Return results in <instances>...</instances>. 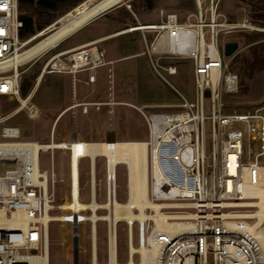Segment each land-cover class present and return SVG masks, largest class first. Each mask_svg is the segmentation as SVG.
Returning a JSON list of instances; mask_svg holds the SVG:
<instances>
[{
  "label": "built area",
  "instance_id": "obj_1",
  "mask_svg": "<svg viewBox=\"0 0 264 264\" xmlns=\"http://www.w3.org/2000/svg\"><path fill=\"white\" fill-rule=\"evenodd\" d=\"M220 1L210 0L204 9L202 0H192L196 8L195 22L190 21L194 13L184 15L178 8H160L161 22L131 28L154 32L155 41H168L165 53L194 61L199 100H189L163 74L162 70L176 74V65H163L162 56L151 58L157 74L178 92L181 101L163 111L147 112L144 107L138 108L149 129L146 141L149 198L161 203L167 223L180 224L162 226L152 217L137 218L133 223L126 219L128 261L138 255V262L144 258L149 264H264V246L259 239V234L264 233V219L254 229L234 223L244 219L252 224L259 219L250 215L259 209L255 202L260 201L259 194L264 192V105L255 112L223 111V94L237 89L238 75L229 70L225 42L220 46L221 33H229L233 27L217 20ZM239 25L242 29H259L247 19ZM22 26L19 0H0V125L23 110L30 119L41 113L35 103H30L32 94L22 96L20 69L42 53L17 66L12 63L17 52L26 49L25 44L33 38H21ZM66 69L55 67V60H51L43 66L38 78L45 72ZM90 81H94L93 75ZM206 97L212 103L210 115L205 113ZM78 104L87 112L90 105L98 109L102 102ZM207 120L212 125L210 154L205 149ZM10 129L16 131L10 132ZM45 143L48 144L45 146ZM85 143L76 136L61 143L25 140L21 139L19 126L1 127L0 217L17 221L21 211H28L33 219L26 229L0 222V264H31L28 259L46 255L49 259V227L42 220L47 212L52 216L49 223L59 219L73 225L74 264H81L79 224L83 221L92 224L90 219L83 218L92 213V208L79 200V159L87 155L92 160L91 154L84 152ZM55 148L71 152L72 200L61 204L55 203V173L49 177L40 165L41 153ZM91 162V199H96V171ZM112 196L117 198V167L112 174L106 160L107 201ZM57 210L63 216L52 215ZM134 210L140 212L139 208ZM145 211L156 213L152 207H146ZM135 224L137 246H144L145 254L130 253V243L135 244ZM108 229L109 257L110 220Z\"/></svg>",
  "mask_w": 264,
  "mask_h": 264
},
{
  "label": "rangeland",
  "instance_id": "obj_2",
  "mask_svg": "<svg viewBox=\"0 0 264 264\" xmlns=\"http://www.w3.org/2000/svg\"><path fill=\"white\" fill-rule=\"evenodd\" d=\"M82 0L78 5L85 2ZM128 0H125L127 2ZM148 3L146 0H138ZM146 1V2H145ZM154 4L163 0H153ZM203 8H207L210 0H202ZM76 5L75 7H77ZM148 5V4H147ZM134 6V5H133ZM75 7L66 13L58 16L54 21L48 23L43 29L25 39L35 37L32 45L41 36L49 32L55 25H59L58 21ZM178 8L184 15L192 14L190 21H197L196 8L192 0H176L172 6ZM218 21H224L232 24V31L229 33H221L220 46L222 42L238 41L239 49L232 55L226 56L229 70L238 75V87L232 92H224L223 103L225 105L223 111L231 113L238 112H255V110L264 105V69L256 70L252 74H248L246 66L254 58V50L261 44H264V23L258 18L264 13V0H221L218 9ZM140 20L143 23L158 22L160 18L155 10L139 7ZM249 20L259 29H242L240 23ZM236 26V27H234ZM44 32V33H43ZM256 36L254 40H248L247 36ZM22 38V37H21ZM24 39V38H22ZM145 49L142 39L136 42L135 50L141 51ZM44 51L39 57L29 61L21 67L20 84L28 90L27 95L32 94L30 103H35L41 110L37 118H28L26 111H21L9 120L0 125H16L20 127L21 139L38 140L47 142L54 140L56 142H65L72 139L73 131H77L78 137L83 141H101L106 139L104 127L110 125L115 130L117 139L126 138H148V127L144 116L133 107H126L129 110L130 117L124 122H120L118 114L109 115L103 110L96 111L94 107H90V114L84 119L89 123L88 126L79 124L78 119L84 120L81 116L71 109L62 114L57 120L56 116L62 107L71 100V80L65 72L49 71L41 78L36 85L41 69L45 65V61L54 53V51ZM137 72L142 87L146 89V95L151 101L159 103H176L181 98L178 92L165 81H163L153 70L149 57L142 54L136 57ZM179 74L169 75L162 70L163 74L171 81V83L185 94L189 100H199V95L194 77V61L192 59L180 60ZM138 79V78H137ZM136 79V80H137ZM23 95L22 96H27ZM136 104H141L138 98L132 100ZM205 113L210 115L212 112V103L209 98L204 99ZM124 109V107H118ZM151 109H146L150 112ZM159 111L166 110L164 108L157 109ZM96 113V115L94 114ZM76 113V114H75ZM91 118H95L92 122ZM205 149L208 154L212 151V125L207 120L204 124ZM106 157L98 156L96 158V179H97V197L96 201L104 204L106 199ZM264 162V161H263ZM40 165L45 169L51 177L52 172L55 173V203L70 202L72 200L70 179L72 171L71 152L65 148H55L52 151H43L40 157ZM79 200L82 203L92 201L90 191V158L85 155L79 159ZM117 200L126 202L129 197L128 191V170L127 165L120 162L117 168ZM194 211V209H189ZM88 213V210H83ZM64 212V211H63ZM137 212V211H136ZM97 219L89 216L90 221H83L79 224V248L81 264H91L96 261L99 264H107L110 261L109 254V229L108 220L106 218L110 214L107 207L97 210ZM108 214V215H107ZM52 215L60 216V211H55ZM63 216V215H62ZM102 217V218H101ZM94 222V223H93ZM126 218L120 217L115 225L116 235V260L119 264L128 262V242L126 231ZM74 229L69 222L62 220H54L49 223V264H74ZM118 242V244H117ZM93 243V249H92ZM138 244L137 224H135V246ZM95 245V246H94ZM93 253V257H92ZM95 259V260H94ZM136 260V261H135ZM135 262L139 261L138 255L135 256ZM93 264V262H92Z\"/></svg>",
  "mask_w": 264,
  "mask_h": 264
},
{
  "label": "crops",
  "instance_id": "obj_3",
  "mask_svg": "<svg viewBox=\"0 0 264 264\" xmlns=\"http://www.w3.org/2000/svg\"><path fill=\"white\" fill-rule=\"evenodd\" d=\"M146 1L149 2L144 3L138 0H128L127 2L123 1L124 3L116 4L48 48L47 53L49 51H54V53L45 62L55 60V67L67 68L66 70L55 71L65 72L71 80L72 87L71 100H68L62 107L56 116V120L71 109H74L84 119L90 114V107H94L96 111L103 110L109 115L119 113V121L124 122L130 117L129 110L125 106L133 107L138 111V108L144 107L145 110L151 109L150 112H156L159 111L157 109H167V106L179 103H159L151 101L152 99H149L146 95V89L142 87L143 83L139 81L140 77L138 76L137 62L135 59L142 54L148 55L150 64L156 74L157 72L153 67L151 58L155 59L162 56L160 62L163 65H176L178 72L169 75H178L180 60L190 59L179 58L165 53L168 49V41H155L154 32L131 29L139 24L161 22L163 17L158 10L160 8L174 9L172 6L176 2V0H160L161 2L155 5L153 0ZM139 7L155 10L160 21L143 23L140 20ZM139 39H142L145 45V49L141 51L135 50L136 42ZM43 75L38 78L36 85L40 82ZM92 75L94 76V81H90V76ZM161 79L165 81L163 78ZM133 98H138L139 102L141 101L142 103L136 104L132 101ZM82 102H102V105L98 109L95 105H90L89 110L83 112L82 106L78 104ZM119 106L124 107V109L119 110ZM94 114L96 115L95 112ZM91 120L94 122L95 118H91ZM78 122L82 126L89 125L85 119H78ZM104 132L106 133V139L100 140L107 142L109 141L108 137L114 138L115 141L113 142L127 140L147 141L149 138V129L147 139H117L116 132L110 125L104 127ZM74 136L78 137L77 131H73L72 138ZM91 163H93L96 171V157ZM119 163L116 166L117 168Z\"/></svg>",
  "mask_w": 264,
  "mask_h": 264
},
{
  "label": "bare ground",
  "instance_id": "obj_4",
  "mask_svg": "<svg viewBox=\"0 0 264 264\" xmlns=\"http://www.w3.org/2000/svg\"><path fill=\"white\" fill-rule=\"evenodd\" d=\"M125 0H86L72 11L63 16L59 21V25H55L49 32L41 36L36 42L32 45H29L33 42V37L25 45L26 49L22 52H17L15 57L12 59L14 65H18L21 62L30 60L42 52L46 51L48 48L55 45L57 42L65 38L67 35L74 32L79 27L83 26L89 22L94 16L98 15L101 11L107 10L113 7L116 4H119ZM124 3V2H123ZM44 33V32H43ZM233 78H229L231 83ZM10 132L16 131L15 129H10ZM57 143V142H56ZM61 143V142H60ZM48 143H45V146ZM87 148L85 153H90L92 156V161L95 159L96 155H105L107 157V165L110 172L113 174L114 169L116 168L119 162H122L127 165L128 169V193L129 197L126 202H119L117 198L111 197L110 201L101 204L95 199L86 203L87 207L92 208L93 219H97L98 216L97 210L99 208L107 207L110 209V214L106 217L110 219L111 222V249H110V261L107 264H119L116 260L117 251H116V235H115V225L118 218L123 217L133 223V220L140 218L145 220L148 217L155 218L157 222L162 226H171L174 224L179 225L180 223H167L165 221V214L162 212L161 203L152 202L149 198V169H148V148L147 142L144 140H135V141H116V142H87L85 143ZM260 201H256L255 204L259 206V209L255 213H251L250 216H258V221L251 222L249 224L248 220H236L235 224L247 225L254 229L257 226L258 222H262L264 219V192L259 194ZM77 198L75 197V203ZM146 207H152L155 209L156 213L154 214L146 212ZM139 208L140 212H136L134 209ZM253 214V215H252ZM19 220H11L0 217V222L7 224L10 227H15L17 224L22 229L28 228L29 220L33 219L32 214L28 211H21L19 215ZM64 219V217H61ZM85 219L90 218L89 216L83 217ZM102 218V217H101ZM52 219L51 214L48 212L42 216L43 222L46 226L49 227V221ZM94 223V222H93ZM77 232V231H76ZM259 239L264 246V233L259 234ZM49 238H47V246H49ZM95 246V245H94ZM142 252L145 254V247H136L133 242L130 243V253L133 255L134 252ZM95 260V259H94ZM28 262L31 264H40L44 262L49 264L48 256L43 257H34L28 259ZM93 264H99L96 261H93ZM126 264H149L144 258L142 262H135L133 259L128 261Z\"/></svg>",
  "mask_w": 264,
  "mask_h": 264
},
{
  "label": "trees",
  "instance_id": "obj_5",
  "mask_svg": "<svg viewBox=\"0 0 264 264\" xmlns=\"http://www.w3.org/2000/svg\"><path fill=\"white\" fill-rule=\"evenodd\" d=\"M82 0H19L20 18L23 26L20 29V36H32L37 31L44 28L48 23L54 21L58 16L66 13L71 8L78 5ZM264 23V13L260 16ZM248 40H254L256 36H247ZM254 50V58L246 66L248 74L260 69H264V44L257 46ZM29 90V89H28ZM26 88L21 86V93L27 95ZM225 106V105H224Z\"/></svg>",
  "mask_w": 264,
  "mask_h": 264
},
{
  "label": "water",
  "instance_id": "obj_6",
  "mask_svg": "<svg viewBox=\"0 0 264 264\" xmlns=\"http://www.w3.org/2000/svg\"><path fill=\"white\" fill-rule=\"evenodd\" d=\"M104 11H101L99 14L103 13ZM98 15H96V16H98ZM96 16H94L93 18H95ZM238 49H239V42L238 41H228V42H225V44H224V52H225V55L227 57L232 56ZM108 140L109 141H115V139L111 138V137H108ZM75 229H76V225H75ZM75 252H78L76 248H75Z\"/></svg>",
  "mask_w": 264,
  "mask_h": 264
}]
</instances>
